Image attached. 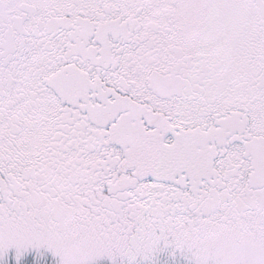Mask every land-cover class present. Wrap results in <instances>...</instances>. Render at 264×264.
Here are the masks:
<instances>
[{
  "label": "snow or ice",
  "instance_id": "obj_1",
  "mask_svg": "<svg viewBox=\"0 0 264 264\" xmlns=\"http://www.w3.org/2000/svg\"><path fill=\"white\" fill-rule=\"evenodd\" d=\"M0 264H264V0H0Z\"/></svg>",
  "mask_w": 264,
  "mask_h": 264
}]
</instances>
